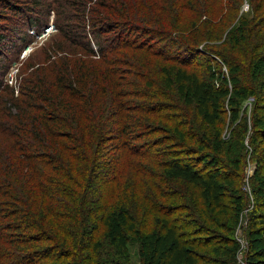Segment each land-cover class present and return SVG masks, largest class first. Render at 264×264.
I'll return each mask as SVG.
<instances>
[{"label": "trees", "instance_id": "1", "mask_svg": "<svg viewBox=\"0 0 264 264\" xmlns=\"http://www.w3.org/2000/svg\"><path fill=\"white\" fill-rule=\"evenodd\" d=\"M71 1L84 21L81 29L67 32L55 23L59 39L42 47L43 58L22 62L14 86L0 81V264H234L239 215L251 205L242 185L248 154L221 134L224 116L239 113L250 99L251 121L243 115L232 134L240 142L249 133L253 147L245 259L264 264V11L253 6L257 18L229 24L216 56L197 52L203 57L197 60L196 41L160 27L165 18L155 13L156 0H149L152 19L138 7L145 0ZM214 2L232 11L226 1ZM92 20L99 34L111 35L95 42L97 52L79 37ZM134 24L144 26L136 30ZM64 38L86 48L71 49ZM162 60L195 76L198 105L183 103L162 85L164 78L154 74ZM109 102L114 108L104 113ZM137 110L171 126L153 130L149 118L136 119ZM111 122L114 135L102 133ZM111 139L121 145L109 173L100 150ZM147 158L153 167L142 162ZM100 179L107 190L90 198ZM136 243L133 261L127 244Z\"/></svg>", "mask_w": 264, "mask_h": 264}, {"label": "rangeland", "instance_id": "2", "mask_svg": "<svg viewBox=\"0 0 264 264\" xmlns=\"http://www.w3.org/2000/svg\"><path fill=\"white\" fill-rule=\"evenodd\" d=\"M156 1L157 10L155 11V13L165 18V20L160 21V27L172 29L181 37L188 38L190 41H196L197 43H194L193 45L195 47L196 56H198L197 60L203 58L201 54L197 52L203 53L204 55H209V58H213V56H216L214 50L219 51L221 49L220 43L227 37L231 26H235V24L241 17H244L249 21L251 19L257 18L256 14H252L253 6H260L259 14L264 11V0H224L228 4L230 3L229 6L232 9V11L230 12L218 9L214 2L216 0H181L183 3L181 4V6L183 7V9H181L180 5H178V0H171V3L166 0L168 9L165 8V4L163 2H161L160 0ZM205 1H209L211 6ZM185 2H190L192 5H194V7L185 6ZM8 5H11L12 8ZM138 7L143 11H149L148 13H146V17L148 19H152V15L154 12L153 9L150 8L149 0H145L143 5H140ZM167 18H170L171 21H167ZM83 22L84 21L81 20L80 12L77 10L76 5H74L71 0H0V37L5 40V46L0 42V81L3 83V85L7 83L9 86H14L17 70L22 62L25 61V63H28L29 61H38L43 58L44 53L42 51V47L46 44L52 45V42L55 39H59L60 35L58 34V32L56 33L55 23H59V26L63 29V31L65 29L67 32H72L74 30H72L71 28L75 29L78 27L79 29H81L80 24H82ZM229 24H231V26L228 28L227 26H229ZM87 25L84 28V32L80 31L81 33L79 37L84 41H90L92 46L94 47L95 52H97L98 46L95 42L97 40H100L101 42L106 43L107 39H110L111 35L109 36L99 34V31L96 28V24H94L93 20L91 22V27L89 30L87 28L89 26ZM143 26V24H141L140 26L134 24L131 28L140 30V27ZM48 28H50L49 31H46V29ZM75 30L78 31V29ZM127 32L128 31L124 30V34L127 35ZM98 36L100 37V39H97ZM130 36L131 38H143V36L137 35L136 33H130ZM220 37H222L221 41L219 39ZM64 40L65 45L69 48H71L70 46H74L79 50H83L86 48L84 43L78 39H75L74 41L77 43V45L69 41L70 39L64 38ZM124 40L121 39L120 41ZM14 43L17 44L16 47H14V51H12L10 47ZM80 43L83 44L80 45ZM160 46H163V44L160 43ZM170 48L171 46L169 45V47H167L165 50L168 51ZM174 49L175 48H173V50ZM17 51H19L18 57H16ZM138 54L140 56H145L143 52L140 51H138ZM183 56H185V54ZM258 63L259 62L257 61V64ZM155 65L156 68H154V74L157 76L160 82L162 81L161 79L164 78V82L162 81V85H164L163 83L166 82V84L169 85L173 95L179 96L182 99L183 103L189 105H198V93L194 92L195 84H191V82H194L196 78L189 70H187L188 75H184L182 73L183 69H180L178 65H175V63H170L166 60L157 61ZM163 65L164 67H161ZM163 68H166L167 70H164V73L162 74ZM144 70H146V68H141L142 72H144ZM223 70L225 74L228 73L227 66H225ZM218 78L223 77L221 75ZM132 79L135 81L136 85L141 82V78L138 75H132ZM221 81L222 79H218V83H221ZM227 82L231 83L230 79H227ZM183 90H185V93H187L186 96H184ZM131 100H133V98ZM136 100H139V102L141 101V99ZM108 104V108H103L104 113H106L108 110L111 111L114 108L111 102H109ZM129 105H132V101H130ZM241 106L242 108L239 113H233L232 115L231 112H228L227 115L224 116L225 127L223 128V132L221 134V140L225 141V139H231L232 141L236 142V144H239V146L242 148V151H245L248 154L247 165L245 169V178H243L244 184H242L244 189L245 185L249 186L250 188L252 187L250 178L252 177L256 168V162L254 160L255 156L253 153V147L250 144L249 133L246 134L243 140L240 139L239 142V139L236 137V135L232 134V128L238 124L243 115H246L249 122L251 121L253 106L252 99L243 102ZM137 111L138 112L136 119L138 121H143L149 118L150 120L148 121L152 124L151 127H153V130L155 129V127L157 128L162 126L163 128H167L171 126L170 121L163 120L162 118L157 116L158 114L149 115L146 113H142L141 110ZM192 117L194 116L192 115ZM205 117L209 116L206 115ZM234 118H238V120ZM142 123H146L148 125L147 122ZM115 125L116 122L108 123L102 133L109 132V135L113 136ZM152 131L147 133V135L149 136ZM144 132L148 131L144 130ZM159 133L160 132L156 133V135L158 136ZM111 140L104 144V146L100 150V154L103 159L102 161L108 162L109 166L107 167L106 172L109 173H112L114 171L111 166L112 156H116L119 146L121 145L119 144L120 142H117L116 144L114 143V140ZM241 141H243V144ZM188 143L191 144V146H195V148L197 149L200 148L199 150H201V147L198 148L196 145H194L193 142L188 141ZM221 144L224 146V143ZM5 159L7 158L3 155V157L1 158V162H4ZM142 162L144 164H147L148 166L153 167L152 160L148 158L142 159ZM143 173L145 174L148 172L144 171ZM177 174L180 175V173ZM117 176H120V178H122L125 182L128 180L126 179L128 177L127 175L123 176L120 173H117ZM91 187L92 188L88 193L91 195L88 196L90 198H92L93 196H97L99 198V196L101 197L102 193L107 190L108 185L107 183L102 182V180L100 179L99 188L92 185ZM61 198L62 197L59 196L58 203L60 204H62ZM249 215L250 212H248V216ZM249 224L250 217L247 218V214L243 210L239 215L234 234V239L238 242V244V239H240L241 236L246 238L245 234H247V227H249ZM127 245L133 261H136L139 244L136 243ZM246 250L248 251V249ZM242 262H244L243 259L240 260V263ZM240 263L237 262V259L234 262V264ZM136 264H138V261Z\"/></svg>", "mask_w": 264, "mask_h": 264}, {"label": "built area", "instance_id": "3", "mask_svg": "<svg viewBox=\"0 0 264 264\" xmlns=\"http://www.w3.org/2000/svg\"><path fill=\"white\" fill-rule=\"evenodd\" d=\"M49 29L50 28L46 29V31H49ZM243 190L250 195V199H251V205L244 210V212L247 214V218H248V212H250V210L253 207V197L251 194V188L249 186L245 185ZM238 241H239L240 248H239V251L237 254V262L240 263V260L243 259L244 262H242L240 264H248L246 262V259H245V253L247 252L246 249H248V240L245 237L241 236L240 239H238Z\"/></svg>", "mask_w": 264, "mask_h": 264}]
</instances>
